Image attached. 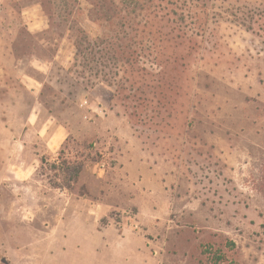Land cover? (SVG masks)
I'll return each instance as SVG.
<instances>
[{
    "label": "rangeland",
    "instance_id": "rangeland-1",
    "mask_svg": "<svg viewBox=\"0 0 264 264\" xmlns=\"http://www.w3.org/2000/svg\"><path fill=\"white\" fill-rule=\"evenodd\" d=\"M1 2L0 264H198L212 233L264 264V0H209L141 72L97 41L75 60L78 29L107 30L93 0Z\"/></svg>",
    "mask_w": 264,
    "mask_h": 264
},
{
    "label": "trees",
    "instance_id": "trees-1",
    "mask_svg": "<svg viewBox=\"0 0 264 264\" xmlns=\"http://www.w3.org/2000/svg\"><path fill=\"white\" fill-rule=\"evenodd\" d=\"M208 1L93 0L91 4L97 13V23L99 22L107 30L94 39L84 30L78 29L77 40L75 41L77 49L75 60L79 61L81 57L86 58V56L93 54L95 46L92 43L97 41V59H109V57L119 54L121 61L132 65L133 68L138 65V71L141 72L145 70V65L149 62L148 55H145L146 50H149L147 46L149 45L151 51L161 49L158 45L161 41L157 42L154 35L160 34L167 37L173 33L172 39L175 47H181L185 44L188 36L194 34L193 29L196 23H191L192 28L189 20L207 19L206 16L209 10L205 8H207ZM119 3L121 6H119ZM164 29H168V31L163 33ZM164 46H167L165 41ZM183 56L175 54L173 58L175 66L183 59ZM157 59L158 57H156ZM166 59H168L167 62H172L171 57H166ZM100 66H103V64L97 60V69ZM166 66L169 67L168 64ZM105 67L109 68L107 65ZM97 74H99L98 70ZM104 82H107L110 86L115 85L114 82L108 79H105ZM159 82L165 83L166 86L172 84L170 79H167V81L159 80ZM164 89L168 90L169 87ZM155 94L159 96V92ZM158 96L156 97L158 98V105H160L162 100ZM42 163L45 164L44 159H42ZM51 169L58 172L59 174H57L61 179L60 183H57L50 178L49 181L53 187L75 191L80 183L84 164L59 155ZM79 195L86 196L87 192H79ZM237 254V245L230 237L221 233H212L211 239L201 245L198 264H241L237 259ZM3 260L5 264H11L7 259Z\"/></svg>",
    "mask_w": 264,
    "mask_h": 264
},
{
    "label": "crops",
    "instance_id": "crops-1",
    "mask_svg": "<svg viewBox=\"0 0 264 264\" xmlns=\"http://www.w3.org/2000/svg\"><path fill=\"white\" fill-rule=\"evenodd\" d=\"M3 2H1L0 3V5L2 4ZM38 15V14H37ZM36 15V16H37ZM37 17H39V16H37ZM36 20V19H35ZM34 20V22L33 23H37L36 21ZM54 138V137H53ZM48 144V147L50 148V150L52 149V150H54V144L53 143H47ZM61 143H59L57 146H56V148L60 145ZM55 151V150H54Z\"/></svg>",
    "mask_w": 264,
    "mask_h": 264
}]
</instances>
